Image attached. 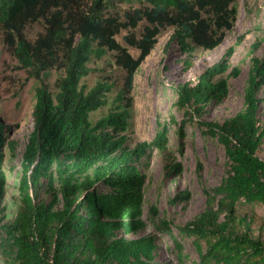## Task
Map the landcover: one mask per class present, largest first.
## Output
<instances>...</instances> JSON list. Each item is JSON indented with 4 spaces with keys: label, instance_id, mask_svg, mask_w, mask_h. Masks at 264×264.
<instances>
[{
    "label": "trees",
    "instance_id": "trees-1",
    "mask_svg": "<svg viewBox=\"0 0 264 264\" xmlns=\"http://www.w3.org/2000/svg\"><path fill=\"white\" fill-rule=\"evenodd\" d=\"M237 1L0 0L4 39L20 67L40 82L34 128L21 161L18 207L11 217L5 159L8 152L16 156L18 140L13 126L0 117V256L5 264H160L157 231L172 233V228L159 218L157 205L144 217L148 172L155 151L168 173L182 172L183 164L169 150V127L160 118L154 139L128 144L134 131L135 75L164 28L172 29L165 50L176 47L184 53L188 70L197 48L214 49L233 29ZM38 22L43 30L32 39L27 27ZM122 30H127L126 43L139 49L137 57L117 39ZM235 47L195 82L177 85L178 109L201 117L211 103L226 99L230 78L241 73L231 63ZM110 51L124 75L110 110L93 122L91 113L108 103L117 83L105 79L89 87L82 81L93 71L92 61ZM54 71L60 74L51 89ZM262 91L264 56H253L243 107L222 121L199 122L224 146L226 171L219 184L204 188L205 209L179 226L180 233L194 236L198 264H264V239L238 212L241 201L264 206V159L258 155L264 140ZM188 198L186 190L174 200ZM150 223L156 233L142 234ZM175 243L184 264L183 245Z\"/></svg>",
    "mask_w": 264,
    "mask_h": 264
},
{
    "label": "rangeland",
    "instance_id": "rangeland-1",
    "mask_svg": "<svg viewBox=\"0 0 264 264\" xmlns=\"http://www.w3.org/2000/svg\"><path fill=\"white\" fill-rule=\"evenodd\" d=\"M237 5L238 15L235 26L226 33L224 41L211 50L197 48L192 56V66L188 70L184 68L186 59L184 53L176 47L165 50L172 29L164 28L158 36L154 50L146 57L135 75L134 131L128 144L133 146L138 141L154 139L159 130L157 119L160 118L169 127V150L176 156L175 161L183 164L182 172L168 173L163 156L159 151H155L148 172L144 217L147 219L150 207L157 205L159 218L168 221L172 228V233L157 231L160 248L156 261L160 264H181L175 239L183 245L184 264H198L200 256L194 243V236L180 233L179 226L185 225L205 209L204 188L219 184L226 171L224 146L216 137L204 133L206 128L199 122L200 120L222 121L243 107V93L251 59L253 56L261 58L264 56V0H238ZM143 27L144 22L136 28L137 35L141 34ZM42 30L43 25L38 22L29 25L26 31L27 35L34 39ZM125 34L127 30H122L117 39L137 57L140 53L139 49L126 43ZM256 42L259 44L251 54V49ZM232 45L236 47L231 63L234 66H240L241 73L237 77L230 78L229 95L221 103H211L201 117L196 114L186 115L185 111L174 105L177 98L175 91L177 85L187 81L195 82L197 77L218 62ZM91 66L93 71L82 81L89 87L105 79L117 83L115 90L108 95V103L91 113V120L95 122L110 110L124 72L117 65L113 51L108 52L101 59L93 60ZM59 74V71H54L48 79L51 89L54 88V81ZM39 84L37 79L29 77L28 72L20 67L18 59L0 30V117L13 126V138L18 140L16 156L11 157L8 152L5 159L8 175L5 204L9 207V217L14 215L18 207L21 161L28 137L34 128L35 89ZM260 95L263 97L264 91ZM260 119L264 126V103L261 105ZM182 123H184L185 134L180 139L178 128ZM258 155L264 159V140ZM186 190L190 192V198L174 200L178 193ZM238 212L246 215L251 221L252 233L264 239V206L241 201ZM152 231L156 233L153 224L150 223L142 234ZM202 245L205 249V240H202ZM0 264H5L2 256H0Z\"/></svg>",
    "mask_w": 264,
    "mask_h": 264
}]
</instances>
